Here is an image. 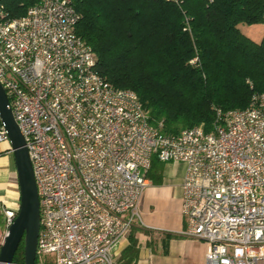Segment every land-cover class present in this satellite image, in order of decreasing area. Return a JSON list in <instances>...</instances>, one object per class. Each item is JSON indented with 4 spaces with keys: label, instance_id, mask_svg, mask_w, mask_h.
Instances as JSON below:
<instances>
[{
    "label": "built area",
    "instance_id": "2783aa9c",
    "mask_svg": "<svg viewBox=\"0 0 264 264\" xmlns=\"http://www.w3.org/2000/svg\"><path fill=\"white\" fill-rule=\"evenodd\" d=\"M77 19L69 0H42L15 19L0 2V84L39 199L35 264H112L141 220L153 157L186 167L181 235L210 245L206 264H264V94L217 111L208 133L163 135L135 93L96 73ZM0 143L10 145L1 120ZM18 210L0 201V247Z\"/></svg>",
    "mask_w": 264,
    "mask_h": 264
},
{
    "label": "trees",
    "instance_id": "16d2710c",
    "mask_svg": "<svg viewBox=\"0 0 264 264\" xmlns=\"http://www.w3.org/2000/svg\"><path fill=\"white\" fill-rule=\"evenodd\" d=\"M42 0H0L11 19ZM74 33L111 87L136 94L152 127L174 136L212 130L217 111H241L264 94V0H69ZM23 241L13 264L24 263Z\"/></svg>",
    "mask_w": 264,
    "mask_h": 264
},
{
    "label": "crops",
    "instance_id": "0c3cea01",
    "mask_svg": "<svg viewBox=\"0 0 264 264\" xmlns=\"http://www.w3.org/2000/svg\"><path fill=\"white\" fill-rule=\"evenodd\" d=\"M185 173L181 163H162L152 158L140 201L141 220L113 249L112 264H206L210 245L181 235L185 228L181 212ZM16 187L10 145L0 143V201L15 206Z\"/></svg>",
    "mask_w": 264,
    "mask_h": 264
},
{
    "label": "water",
    "instance_id": "95a60500",
    "mask_svg": "<svg viewBox=\"0 0 264 264\" xmlns=\"http://www.w3.org/2000/svg\"><path fill=\"white\" fill-rule=\"evenodd\" d=\"M0 120L10 143L17 181L19 210L0 247V264H13L18 245L23 241L24 263L35 264L40 231L39 199L24 137L22 136L0 84Z\"/></svg>",
    "mask_w": 264,
    "mask_h": 264
},
{
    "label": "rangeland",
    "instance_id": "374dc122",
    "mask_svg": "<svg viewBox=\"0 0 264 264\" xmlns=\"http://www.w3.org/2000/svg\"><path fill=\"white\" fill-rule=\"evenodd\" d=\"M241 32L244 35L252 38L254 41L259 42L262 38V35H264V25H256V26H251V27L241 26Z\"/></svg>",
    "mask_w": 264,
    "mask_h": 264
}]
</instances>
